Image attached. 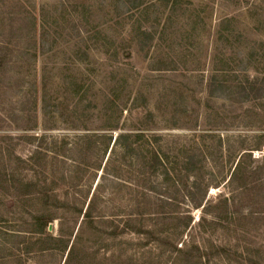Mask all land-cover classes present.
Listing matches in <instances>:
<instances>
[{
	"label": "rangeland",
	"instance_id": "1",
	"mask_svg": "<svg viewBox=\"0 0 264 264\" xmlns=\"http://www.w3.org/2000/svg\"><path fill=\"white\" fill-rule=\"evenodd\" d=\"M255 73L264 0H0V264H66L47 237L72 241L91 198L116 236L84 240L69 264H87L85 248L104 264H170L121 225L171 232L186 212L181 241L232 247L204 264H264V97L233 93ZM136 129L145 140L125 156L114 138ZM153 146L169 168L195 149L202 206L183 196L192 175L142 169Z\"/></svg>",
	"mask_w": 264,
	"mask_h": 264
},
{
	"label": "trees",
	"instance_id": "2",
	"mask_svg": "<svg viewBox=\"0 0 264 264\" xmlns=\"http://www.w3.org/2000/svg\"><path fill=\"white\" fill-rule=\"evenodd\" d=\"M224 87L225 86L222 84L218 85L216 89H211L210 93H214V91L219 89L220 92L217 93L216 96H221L223 94ZM235 88L236 89L233 90V93L243 95L248 100H257L259 98H262L264 97V75L255 73L250 78L239 82ZM108 129L115 130L116 126H109ZM145 137V133L139 129L130 131L128 133L121 132L114 138L113 144L116 143V145H118L119 149H121L125 156L132 157L133 155H135V151L140 149L141 143L144 142ZM111 138L112 135L110 134L109 140H111ZM151 140L156 141L157 139L156 137H151ZM181 150H184L182 154L183 157L181 159L182 161H180V165H178L179 161L175 163V165L177 164L176 166L178 167L172 166L171 168H169L163 159L165 158L167 162L166 154L163 153L161 155V151L156 149L155 146L149 148V150L147 151L148 155L140 158V163L142 169L147 166L152 173L154 172L156 174L157 172H159L162 175L163 181H167L172 177H176V180H179L182 177L180 175H183L186 179H188L190 178V175H192L193 177L191 182L183 183L182 191L183 196L190 200L191 206L194 208H198L202 206L204 195H201L202 189L200 187V183L197 181L196 177H194V174L199 170L197 165L198 161L196 160L197 155L195 154V149H193V147ZM242 154L250 155L252 154V151L248 153L244 152ZM240 167L241 162L238 160L233 167L230 178L240 169ZM226 200L227 199H225V201ZM162 206L163 204H161L160 208ZM202 208H205V205ZM77 213L78 215L82 214L83 225L81 227L79 226L77 231L74 233L72 241H70L69 239H64L61 236L47 237V239L59 243L61 250L66 252V259L64 262L66 264L71 263V260L76 257L77 253L79 252V247H81V249L83 248L82 245L84 244V240L97 242L101 239L103 241L105 240L106 242V239H103L105 230H109L111 234L110 238L114 239L116 236V230L118 228V225H114V221H110L109 226L104 227L102 226L101 222L103 220L102 217H94L92 198L88 202L85 210L83 211V208L80 207L77 210ZM170 218L172 221L178 220V225H173L171 232H168V225L164 226V228L160 231L156 229V227H149L145 229L144 225L141 224L142 222H138L135 224L136 221L131 218L123 221L121 230H127L139 234V236H141V242L138 243L140 247L147 246L150 242H153L159 250L157 257H162L167 254L168 258L170 259V264H204L206 261L208 262L211 256L215 255L227 257L228 253H230L232 247L228 245L223 246L212 244L206 246L195 240H191L189 242L181 241L180 238L182 236V232L176 233V231L179 228H183L184 230L190 226L193 221L190 213H171ZM203 222L204 217L199 218L196 222V225L200 227ZM45 226V222L36 221L34 232L42 234L44 232ZM84 251L83 253L89 254L87 264H104L102 260H99L97 258V251L88 252V248H85ZM150 260L152 259L142 256V259L132 261L135 262V264H152Z\"/></svg>",
	"mask_w": 264,
	"mask_h": 264
}]
</instances>
